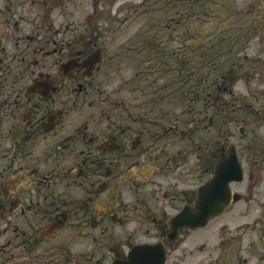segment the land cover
Listing matches in <instances>:
<instances>
[{
  "label": "rangeland",
  "instance_id": "rangeland-1",
  "mask_svg": "<svg viewBox=\"0 0 264 264\" xmlns=\"http://www.w3.org/2000/svg\"><path fill=\"white\" fill-rule=\"evenodd\" d=\"M60 45L100 50L99 71L80 72L93 76L95 88L74 85L68 99L61 93L64 126L81 128L90 114L86 132L111 120L141 131L136 165L126 169L121 160L118 172L108 166L112 177L135 183L120 184L118 209L108 210L112 187L98 196L88 220L77 209L60 225L35 211L0 212V264H108L134 243L164 238L165 220L191 203L229 146L244 171L231 184L240 199L207 226L179 231L167 242L165 264H264V0H0V62L11 70L8 79L22 66L12 55L33 64L41 61L34 54L40 47L49 53ZM62 54L50 53L47 63ZM23 82L19 101L27 105L34 95H27V75ZM99 111L110 116L102 127ZM6 122L3 136L14 120ZM102 175L100 166L91 177ZM83 183L81 173L74 177L70 195L82 197ZM64 193L68 201V186Z\"/></svg>",
  "mask_w": 264,
  "mask_h": 264
},
{
  "label": "flooded vegetation",
  "instance_id": "flooded-vegetation-1",
  "mask_svg": "<svg viewBox=\"0 0 264 264\" xmlns=\"http://www.w3.org/2000/svg\"><path fill=\"white\" fill-rule=\"evenodd\" d=\"M63 50L65 52L62 54ZM36 53L41 61L35 60L33 64L21 55L10 57L13 59L19 57L17 63H22L21 68L17 67L19 77L16 79L13 76L8 79L11 70H8L7 63L0 62V124L7 123V116L14 120L12 126L7 129L8 136L0 134V212L7 209L8 213L32 214V211H35L42 217L41 221L49 222L53 219V223L60 225L65 222L68 213L77 209V212L88 220L91 218L88 209L91 207L93 210V204L98 196L108 192L111 187L115 193L110 204L114 207L108 210L118 209L120 205L117 200L120 198L119 190L122 186L120 184H126L131 188L135 181L131 177H122L120 173L116 177L117 169L122 161L126 164V169L136 165L139 150L143 148L140 147L144 146L141 143V131L135 135L136 128L129 124L125 127L119 123L115 125L113 120L105 124V120L110 119L105 111H99L101 114L98 115L97 122V127L106 125L103 127L104 130L99 131L95 128L94 131L93 127L90 132H86L89 124L93 123V116L90 114L86 115L85 120L78 122L81 128L72 129L70 122L64 126L63 115L67 111L61 93L65 92L68 99L70 97L68 90L74 85L84 91L94 89L91 83L93 76L86 78L80 72L87 70L98 72L99 64L93 65L94 53L88 50V46L82 50L60 45L58 50L53 48L49 53L40 47L34 52ZM50 53H59L62 56L47 63ZM68 65L73 67L68 70ZM52 66H56L55 72L50 71ZM58 68L61 69L59 79ZM26 75L31 81L27 85V92L30 93L27 95H34L33 100L31 96L27 97V105L19 101L24 94V82L19 81H23ZM81 80L83 84L80 83ZM96 80L98 84L99 79ZM70 147L76 150L74 154L63 156ZM106 164L108 165L105 166ZM73 165L79 171L72 170ZM109 165H113L117 171L115 177L109 173ZM100 166L102 178H105L101 181L91 177ZM80 173L85 182L82 184V197L71 196L70 194H73V191L70 193L71 181ZM62 177H68L66 178L68 185L62 184ZM127 181L132 183L131 186L127 185ZM61 186L65 189L68 186V201L65 199V189L63 190ZM54 207L59 209L53 210ZM56 210L59 211L52 212ZM99 216L103 217L101 214ZM43 225L44 223L41 224ZM41 228L39 225L35 226L38 238ZM29 243L30 240L27 239L24 245L30 246ZM32 249L30 253L37 251L34 247Z\"/></svg>",
  "mask_w": 264,
  "mask_h": 264
},
{
  "label": "water",
  "instance_id": "water-1",
  "mask_svg": "<svg viewBox=\"0 0 264 264\" xmlns=\"http://www.w3.org/2000/svg\"><path fill=\"white\" fill-rule=\"evenodd\" d=\"M242 178L241 164L234 147L230 146L216 162L211 177L198 187L193 205H184L167 221V239H174L179 228L192 230L204 227L208 220L221 214L231 200L239 199L238 195L231 194L229 183ZM164 261L165 247L159 241L154 244L134 245L125 259H116L111 264H163Z\"/></svg>",
  "mask_w": 264,
  "mask_h": 264
}]
</instances>
